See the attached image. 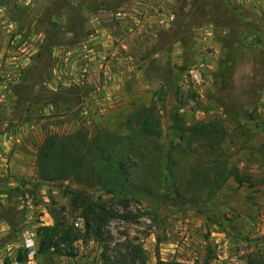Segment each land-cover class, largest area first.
I'll use <instances>...</instances> for the list:
<instances>
[{
    "label": "rangeland",
    "instance_id": "374dc122",
    "mask_svg": "<svg viewBox=\"0 0 264 264\" xmlns=\"http://www.w3.org/2000/svg\"><path fill=\"white\" fill-rule=\"evenodd\" d=\"M79 133L142 185L92 192L123 216L110 254L264 264V0H0V264H101L94 241L38 251L55 221L83 228L69 189L89 187L36 166L47 136Z\"/></svg>",
    "mask_w": 264,
    "mask_h": 264
},
{
    "label": "trees",
    "instance_id": "16d2710c",
    "mask_svg": "<svg viewBox=\"0 0 264 264\" xmlns=\"http://www.w3.org/2000/svg\"><path fill=\"white\" fill-rule=\"evenodd\" d=\"M107 145L108 142L105 146H99L95 140L88 142L86 134L79 133L66 137L49 135L39 146L36 166L41 182L75 179L90 189H69L72 209L79 213L83 228L72 229L65 217L61 223L55 221L53 226L43 228L46 231L44 234H39V253L54 248L58 242L71 245L76 241H94L101 247V264H137L136 257L140 252L135 248H119L114 250V254L109 253L103 235L104 227L110 219L123 216L106 208L101 197L92 193L100 191L113 197H124L142 188L137 182L135 170L131 168L132 157L117 153ZM139 264H145V261L142 259Z\"/></svg>",
    "mask_w": 264,
    "mask_h": 264
},
{
    "label": "built area",
    "instance_id": "2783aa9c",
    "mask_svg": "<svg viewBox=\"0 0 264 264\" xmlns=\"http://www.w3.org/2000/svg\"><path fill=\"white\" fill-rule=\"evenodd\" d=\"M191 73H193V70L190 71V74ZM34 238H35V233L31 232L24 239V245H25V247L27 249L29 258H32L34 256V254L36 253V249H35V246H34Z\"/></svg>",
    "mask_w": 264,
    "mask_h": 264
},
{
    "label": "crops",
    "instance_id": "0c3cea01",
    "mask_svg": "<svg viewBox=\"0 0 264 264\" xmlns=\"http://www.w3.org/2000/svg\"><path fill=\"white\" fill-rule=\"evenodd\" d=\"M127 59L129 60V59H130V57H126V58H125V61H126ZM113 69H114V71H113V72H115V73H116V71L118 70L117 64H114V65H113ZM117 75H118V74H114V76H117ZM115 84H116V83H115Z\"/></svg>",
    "mask_w": 264,
    "mask_h": 264
}]
</instances>
